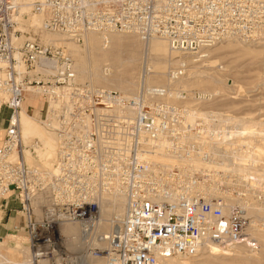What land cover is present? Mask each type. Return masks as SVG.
I'll list each match as a JSON object with an SVG mask.
<instances>
[{
  "label": "built area",
  "instance_id": "built-area-1",
  "mask_svg": "<svg viewBox=\"0 0 264 264\" xmlns=\"http://www.w3.org/2000/svg\"><path fill=\"white\" fill-rule=\"evenodd\" d=\"M42 4L39 28L76 43L124 32L161 38L200 60L210 47L237 41V0ZM20 17V0H0V197L17 203L31 264H159L209 247L255 248L237 203V130L225 111L209 107L212 94H153L124 109H47L43 124L57 138L52 169L27 166L19 122L25 92L47 97V83L72 84L75 74L63 47L21 37ZM119 208V218L102 216ZM71 226L75 236L62 233Z\"/></svg>",
  "mask_w": 264,
  "mask_h": 264
},
{
  "label": "rangeland",
  "instance_id": "rangeland-1",
  "mask_svg": "<svg viewBox=\"0 0 264 264\" xmlns=\"http://www.w3.org/2000/svg\"><path fill=\"white\" fill-rule=\"evenodd\" d=\"M38 4L39 0L26 6L21 3V37L63 47L75 77L72 84L47 83L44 87L52 90L47 97L25 92L20 130L27 142L22 149L29 151L24 154L26 165L52 169L57 138L43 124L47 109H124L145 104L153 94H212L216 97L209 107L225 111L226 124L231 131L237 130V203L246 210L248 232L256 246L209 247L197 256L168 258L160 264H264V0H237V41L210 47L200 60L183 52L149 51L156 43L167 49L161 38L143 41L131 33L110 32L106 37L89 34L76 43L54 32H40L44 15H35ZM104 39L110 53L103 55L99 49ZM19 67L26 70L24 64ZM35 72L38 69L30 68V74ZM55 72L53 68L41 71ZM35 140L37 146L41 142L37 152L36 146L31 147ZM16 205L13 196L0 197V264H31ZM120 214L116 209L102 216L119 218Z\"/></svg>",
  "mask_w": 264,
  "mask_h": 264
},
{
  "label": "bare ground",
  "instance_id": "bare-ground-1",
  "mask_svg": "<svg viewBox=\"0 0 264 264\" xmlns=\"http://www.w3.org/2000/svg\"><path fill=\"white\" fill-rule=\"evenodd\" d=\"M21 1V3H23V4H25V6L26 5H28V4H31V2H32V0H20ZM42 2H43V0H39V3H40V7H38L37 9H35L36 10V14L35 15H38V16H40L41 14L42 15H44L45 14V12H46V8H45V6H44V4H42ZM41 6H44V9H43V7H41ZM31 7V6H30ZM41 15V16H42ZM41 16H40V18H41ZM38 27V26H37ZM39 31L40 32H42L43 30H41V29H39ZM112 37H113V35H112ZM104 41V43H103V45L102 46H100V49H99V51L104 55V54H108V52L110 51V50H108L109 48H107V44H105V39L103 40ZM107 42H108V38H107ZM102 43V42H101ZM111 45H109L108 47H110ZM167 47V46H166ZM112 48H114V47H112ZM169 47H167V49H165V47L162 45V44H158V43H156V44H153L151 47H150V49H149V51H153V53H161V52H165V50L166 51H170V49H168ZM90 49V48H89ZM92 49V48H91ZM168 51V52H169ZM173 52V51H172ZM110 53V52H109ZM163 54V53H162ZM21 112H22V114H23V111L21 110ZM22 116H24V115H22ZM19 122H20V117H19ZM21 122H20V128H21ZM20 134H21V130H20ZM21 140H22V142H23V144H25V143H27V142H24V140L22 139V136H21ZM41 148V142L39 143V146H37V149H36V152H37V150H39ZM29 151L27 150V149H25L24 150V154H27ZM118 211H120L121 212V214L120 215H123L124 214V210H122V208H119L118 209ZM105 212V211H104ZM104 212H102V214L104 213ZM61 231H62V233H66V232H69V233H71L73 236H75L74 234H76V231H77V227H75V226H71V227H68V228H66V229H61ZM170 258H175V257H170ZM166 259H168V258H166ZM165 260V259H164ZM164 260H162L160 263H162ZM159 263V264H160ZM169 264H171V263H169ZM177 264V263H176ZM179 264V263H178ZM181 264H185V262L183 261V263L181 262Z\"/></svg>",
  "mask_w": 264,
  "mask_h": 264
},
{
  "label": "crops",
  "instance_id": "crops-1",
  "mask_svg": "<svg viewBox=\"0 0 264 264\" xmlns=\"http://www.w3.org/2000/svg\"><path fill=\"white\" fill-rule=\"evenodd\" d=\"M24 112V110H22Z\"/></svg>",
  "mask_w": 264,
  "mask_h": 264
}]
</instances>
